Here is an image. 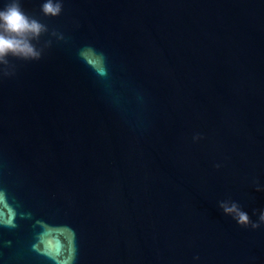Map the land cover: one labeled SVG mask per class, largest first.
Segmentation results:
<instances>
[{
  "label": "water",
  "instance_id": "1",
  "mask_svg": "<svg viewBox=\"0 0 264 264\" xmlns=\"http://www.w3.org/2000/svg\"><path fill=\"white\" fill-rule=\"evenodd\" d=\"M43 2L0 70V264H264V0Z\"/></svg>",
  "mask_w": 264,
  "mask_h": 264
},
{
  "label": "clouds",
  "instance_id": "2",
  "mask_svg": "<svg viewBox=\"0 0 264 264\" xmlns=\"http://www.w3.org/2000/svg\"><path fill=\"white\" fill-rule=\"evenodd\" d=\"M62 8V0H44L40 11L44 17L55 18L61 14ZM47 32L46 24L23 10L21 0H9L0 9V70L13 67L10 57L23 62L40 60L43 49L38 48L37 43ZM257 191L260 189L257 188ZM219 207L238 225L247 227L251 224L253 229L259 227V224L251 223L249 215L237 203L221 202ZM259 221L264 224V212L260 213Z\"/></svg>",
  "mask_w": 264,
  "mask_h": 264
}]
</instances>
